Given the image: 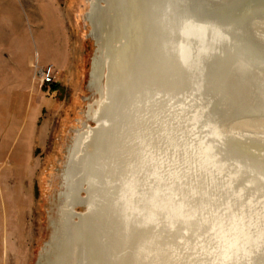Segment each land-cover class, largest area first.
I'll use <instances>...</instances> for the list:
<instances>
[{"label": "bare ground", "instance_id": "obj_1", "mask_svg": "<svg viewBox=\"0 0 264 264\" xmlns=\"http://www.w3.org/2000/svg\"><path fill=\"white\" fill-rule=\"evenodd\" d=\"M87 2L92 95L36 264H264V0Z\"/></svg>", "mask_w": 264, "mask_h": 264}, {"label": "rangeland", "instance_id": "obj_2", "mask_svg": "<svg viewBox=\"0 0 264 264\" xmlns=\"http://www.w3.org/2000/svg\"><path fill=\"white\" fill-rule=\"evenodd\" d=\"M87 8V0H0V264H36L49 237L59 168L92 95ZM49 65L55 82L44 86L38 70Z\"/></svg>", "mask_w": 264, "mask_h": 264}, {"label": "built area", "instance_id": "obj_3", "mask_svg": "<svg viewBox=\"0 0 264 264\" xmlns=\"http://www.w3.org/2000/svg\"><path fill=\"white\" fill-rule=\"evenodd\" d=\"M41 84L44 86H50L55 82L54 69L52 66L41 67L38 70Z\"/></svg>", "mask_w": 264, "mask_h": 264}, {"label": "water", "instance_id": "obj_4", "mask_svg": "<svg viewBox=\"0 0 264 264\" xmlns=\"http://www.w3.org/2000/svg\"><path fill=\"white\" fill-rule=\"evenodd\" d=\"M229 0H203V3H205V6L207 7L208 5H209V2L210 3H219V4H225V3H227ZM213 5V4H212ZM210 6V5H209ZM212 27V26H211ZM260 30V32L261 31H264V27L262 28L261 27V29H259ZM208 31V30H207ZM206 31V32H207ZM254 32V31H253ZM215 34H216V36H218V39H217V41H216V46H219V40L221 39L220 38V32L219 31H215ZM255 37H256V39H258L261 43H262V41L264 40V33H258L257 35H256V33H255ZM262 40H261V39Z\"/></svg>", "mask_w": 264, "mask_h": 264}]
</instances>
